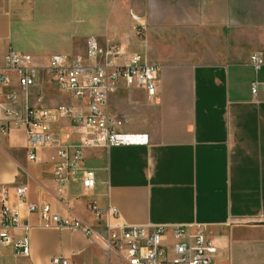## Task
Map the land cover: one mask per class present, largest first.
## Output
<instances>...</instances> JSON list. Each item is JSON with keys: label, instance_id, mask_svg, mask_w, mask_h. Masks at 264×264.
I'll list each match as a JSON object with an SVG mask.
<instances>
[{"label": "crops", "instance_id": "1", "mask_svg": "<svg viewBox=\"0 0 264 264\" xmlns=\"http://www.w3.org/2000/svg\"><path fill=\"white\" fill-rule=\"evenodd\" d=\"M87 23L102 32L83 34ZM91 36L119 39L160 66L154 102L124 84L110 96L124 124L141 120L138 130L122 129L147 132L150 144L84 149L79 169L64 172L61 184L58 150L80 141L71 118L50 122L55 144L38 149L36 160L28 158L26 133L1 125L7 109L86 107L53 84L44 67L57 53L84 54ZM10 50L31 55L38 68L27 97L5 68ZM254 54L263 59L258 70ZM0 73L8 76L0 88V228L5 188L24 183L28 202L49 204L61 217L102 228L106 218L91 211L94 201L116 207L128 224L198 222L218 247L212 264H264V0H0ZM12 91L16 101L7 97ZM84 169L95 171L91 190L83 188ZM8 197L15 206V194ZM21 212L31 225L30 254L0 238V264H53L54 256L69 264H128L80 231L46 227L26 205ZM10 234L19 238L23 229Z\"/></svg>", "mask_w": 264, "mask_h": 264}, {"label": "built area", "instance_id": "2", "mask_svg": "<svg viewBox=\"0 0 264 264\" xmlns=\"http://www.w3.org/2000/svg\"><path fill=\"white\" fill-rule=\"evenodd\" d=\"M250 60L256 70L263 63L259 54L252 55ZM5 68L17 74L19 85L27 97L36 83L38 70L32 56L10 50ZM44 68L48 70L53 84L73 98L86 101V107L63 104L56 108L27 105L22 111L7 109L1 128L3 131L14 128L23 130L28 143V158L36 160L38 149L55 144L50 122L55 117L71 118L80 134V141L76 146H65L58 150L61 162L57 164L56 172L62 174L57 177L61 184L66 181L64 172L69 176L79 169L78 163L83 159L84 149L150 144L147 132L122 129L124 121L113 111L110 96L124 84L127 88L143 89L148 100L154 102L161 73L159 65L145 61L140 53L129 51L124 43L110 40L102 43L91 36L84 54H54ZM7 83L8 76L0 73V88ZM257 90L258 81H255L252 86L254 95ZM7 97L16 101L17 94L12 91ZM95 183V171L84 169L83 188L91 190ZM11 192L17 198L15 206L9 203L8 195ZM27 194V185L21 183L7 186L1 199V243L11 244L23 256H28L31 251L28 234L31 225L22 216V205H26L29 212H39L44 226L80 231L107 253H118L128 264H212L218 253L217 245L202 223L128 224L121 220L116 207L103 209L92 201L91 211L98 219L106 218L104 226L96 228L77 216L61 217L52 211L49 204L30 203ZM12 228H22L23 235L13 238L10 234ZM52 263L69 264V259L54 256Z\"/></svg>", "mask_w": 264, "mask_h": 264}, {"label": "rangeland", "instance_id": "3", "mask_svg": "<svg viewBox=\"0 0 264 264\" xmlns=\"http://www.w3.org/2000/svg\"><path fill=\"white\" fill-rule=\"evenodd\" d=\"M128 17V16H127ZM128 20V19H127ZM75 27L80 26V23L77 21V19H75ZM95 25L87 23L85 24L84 30L82 31L83 34H88V33H92V34H96L99 35L101 31L100 26L95 28ZM95 28V29H94ZM85 32V33H84ZM113 41H119V39L117 40H113ZM122 95H120L118 97V99H116L115 103L120 102V100L122 99ZM141 124V120L139 118H136L135 116L132 117H128V119L126 120L125 124H124V129H134V130H138L139 125Z\"/></svg>", "mask_w": 264, "mask_h": 264}]
</instances>
